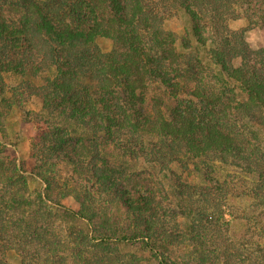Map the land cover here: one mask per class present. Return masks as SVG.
I'll list each match as a JSON object with an SVG mask.
<instances>
[{
  "label": "trees",
  "instance_id": "trees-1",
  "mask_svg": "<svg viewBox=\"0 0 264 264\" xmlns=\"http://www.w3.org/2000/svg\"><path fill=\"white\" fill-rule=\"evenodd\" d=\"M254 28L264 0H0V264H264ZM226 168L256 207L222 244L193 191Z\"/></svg>",
  "mask_w": 264,
  "mask_h": 264
},
{
  "label": "rangeland",
  "instance_id": "rangeland-1",
  "mask_svg": "<svg viewBox=\"0 0 264 264\" xmlns=\"http://www.w3.org/2000/svg\"><path fill=\"white\" fill-rule=\"evenodd\" d=\"M234 27L240 28L241 24H236ZM247 41L252 47H260L264 45V39L260 28H254L247 32ZM12 84L11 82H9ZM41 108V103L39 100H32L31 104L27 105V110H39ZM25 115L19 110H14L11 113L10 120L18 121L24 119ZM18 132L17 138L14 139V144L8 146V155L16 157L17 159L24 160L29 156L31 149L30 133L27 127L19 124L16 128ZM195 181H199L198 177H194ZM222 188L221 195H203L198 191H193L194 198L197 202L196 205L202 208L205 214L213 216V220H217V224L220 226V231L214 234L217 238H220V243L227 239V237L236 236L241 240H245V230L250 226L252 221L251 215H249L251 210L255 209V204L251 203V198L247 196L248 191L254 184L250 177H247L239 172H232L230 169L226 168L220 172V178L218 184ZM217 186V185H216ZM230 189V190H229ZM241 194V195H240ZM222 196V197H221ZM206 200V201H205ZM208 200V201H207ZM219 202V203H218ZM67 206L75 208L77 203L73 198H68L64 200ZM249 215V216H248ZM236 216V219H234ZM228 222V223H227ZM255 234H259L257 229H254ZM211 233H209V236ZM242 236V237H241ZM257 237H254L252 242H256ZM259 238V237H258ZM257 245V244H256ZM257 252V251H256ZM252 256H257L256 253H251ZM248 254V255H250ZM14 262V261H12Z\"/></svg>",
  "mask_w": 264,
  "mask_h": 264
}]
</instances>
